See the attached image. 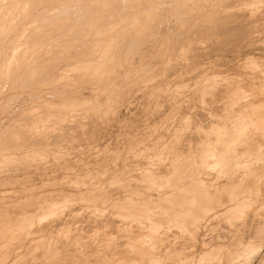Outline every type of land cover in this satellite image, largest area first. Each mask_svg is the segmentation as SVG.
<instances>
[{
	"label": "rangeland",
	"instance_id": "rangeland-1",
	"mask_svg": "<svg viewBox=\"0 0 264 264\" xmlns=\"http://www.w3.org/2000/svg\"><path fill=\"white\" fill-rule=\"evenodd\" d=\"M5 1L7 0H4L2 2L0 0L2 4ZM14 1L18 2V4ZM14 1L8 0L6 2L7 5H5V3L3 4L4 7H8V4L10 5L9 7H11V5L13 4L10 10L9 7H5L6 10H3L2 8L4 7H1L2 4H0V13L5 11L6 16L8 15L11 17L13 15V17L11 18L8 16L6 18V16L4 17V13L0 14V20H2V22L0 21V33H2L0 34V44L2 42H7V38L11 37L9 38L10 41L8 40L7 44L3 45L4 47H9L7 45H10L11 48L17 46V50H15V52L16 54H18L16 55L18 57L16 58L15 56V59L12 61V66L11 64L8 66L9 70L7 69V67H5L3 68L4 71L2 69V71L0 72V74L2 72L5 73V76H3V73L1 74L2 76L0 75V84L6 85V88H4L5 85H3L4 87L0 85V101H6L5 103L0 102V106L3 104L0 107V150H2L0 151V264H264V154L259 153H264V0H168V2L166 0H154V2H156L157 4L162 3L156 6L151 5L152 0H135L138 4H140V8L143 11L141 12L143 14L140 12V9L138 7L139 5L134 1L138 5L137 6L133 2V0H130L131 2H128V0H126L127 4L124 3L125 0H110V2L119 1L116 3L111 2L115 4L116 8H113V4L109 3V1L107 0L111 7L113 9H117L118 12L111 9L108 3H102V1L106 2V0H100V2L99 0H87V2H85V0H71L77 4H75V6H78L77 8L75 6L73 7V4H71L73 2H69V4L65 3L66 1L68 2L70 0H56L57 2H54L52 0H45L46 5H44L43 0H35L36 2L34 0H25L26 3L25 1L21 0L25 4L21 3V1L19 2V0ZM33 1L34 3H32ZM41 1L43 5H39ZM51 1L54 5L52 3L48 5V2ZM92 1L95 3L93 4ZM147 1L148 3L150 2V4H147L146 6L147 12H144ZM165 1L168 4H166ZM27 3H31L32 5L30 6L33 8L37 6L35 8L36 10L30 8L29 4ZM62 3H64V5H62ZM89 3L92 6V9L89 7ZM96 3H100L98 4L99 6H97ZM128 3H132V5L130 4L129 6ZM143 3L145 5H143ZM14 4L16 5V8L14 7ZM82 4L84 5L82 6ZM107 4L109 7L107 6ZM141 4L144 7H141ZM165 4L166 11L164 10ZM23 5L25 9L23 8ZM61 5L63 7L65 6V8H63ZM67 5H69V9L66 7ZM86 5L88 7H85ZM102 5H104V7H102ZM120 5H122V7L125 6L126 9L121 8ZM134 5L136 6V9ZM43 6H45V8L49 10H44ZM49 6L55 7L54 9H52ZM58 6L62 7L64 10L62 8L59 9ZM93 6H95L96 11L94 10ZM106 6L109 8V10L106 8ZM127 6L131 7L132 11ZM151 6L155 7L156 14L153 10L154 7H152V9L150 8ZM19 7L23 8L24 12ZM118 7L121 10H119ZM148 7L151 10L148 11ZM27 8L30 9L28 10ZM38 8H41L42 12ZM73 8L75 10H73ZM86 8H89V12ZM104 8L108 11L107 14L105 13L108 17H105L106 15H104V12L106 11L104 10ZM17 9L21 10H19L21 12H19L20 14L18 13ZM65 9H68L70 12ZM76 9H80L82 12L79 10L78 13V10ZM101 9L103 12L101 11ZM122 9L125 10V15L123 14L124 11L122 12ZM71 10L76 12L73 13V11ZM136 10H138L141 14L139 12V14H136ZM37 11H40L42 15L44 14V17L42 18V15H40L41 13ZM126 11L127 14L130 11L128 15H131L130 17L132 18H129V16L126 14ZM8 12H10V15L8 14ZM36 12L39 13L38 15L41 16V19L38 18L40 16H36V19L34 18V14ZM59 12L61 14H58ZM68 12L70 15L68 14ZM87 12L88 14H91V17H89L90 15L86 16L88 15L86 14ZM95 12L97 13L95 14ZM121 12L123 15L121 14ZM132 12L136 14L135 16H140V18H136L134 14L132 16ZM12 13L16 14L14 15ZM75 13H78L77 15L81 17H77ZM99 13H101L100 15H103L105 19L107 18V20H102L103 16H99L101 17V19L99 18L100 20L98 21V16H94V14L98 15ZM108 13H111V15L113 14L112 16L114 17H112ZM117 13L119 15H117ZM152 13H154L155 15ZM25 14L26 16L30 14L29 16H27L29 18L32 15V19H28L27 17H25ZM66 14L68 17H66ZM46 15H48V17H46ZM115 15L118 17L121 16V19H118L120 23L118 20H116L117 17ZM70 16H72L73 18L75 16V18L73 19ZM122 16L126 20L122 19ZM127 16L129 19L126 18ZM150 16H154L151 17L152 20ZM21 17L27 20L21 19ZM45 17L46 19L50 17L48 20L49 23L53 24V26L57 24L56 29L55 26L52 27V25L47 22L48 20H44ZM88 17L90 19L93 17V20L91 22L92 24L90 22H87L90 20ZM2 18H4L5 20ZM53 18L54 20L56 19V22L53 21ZM112 18H115L116 22L114 19L112 20ZM135 18L139 20L136 21ZM142 18H144L145 20H140ZM39 19L40 21H38ZM60 19L63 21H61ZM72 19L77 23L72 21ZM131 19L136 21L137 25L134 21V23L128 22V20L130 21ZM146 19L148 23L146 22ZM9 20L11 21L8 24ZM17 20L18 22L20 21L19 25L18 22L15 23V21ZM22 20L25 23L21 22ZM34 20H37V23H40L36 25V22L34 24ZM96 20L97 22L94 23ZM121 20L126 21L125 24L127 23L128 25L126 27L127 31L130 30V27L132 30H134V27L135 29H137L136 26H138V28L140 29L139 26H141V24L145 22L147 23V25L146 23L145 25L143 24L145 27L141 26L140 30L137 29L139 30L138 32L135 30V32H133L135 33L133 36V33L131 32L132 30L128 31V33L125 32V24L124 21L122 23ZM27 21L29 22V24ZM31 21H33V23ZM103 21L106 22V25L105 23H103ZM110 21H112L114 26H111L112 23ZM66 22L68 23V25ZM71 22L74 23H72L71 25ZM78 22H82L81 26L79 25L80 23L78 24ZM58 23L61 25V27H63L64 23L63 28L59 27L60 31H57L59 30ZM87 23L88 25L87 27H85ZM117 23H119L123 27H118L119 24ZM75 24L76 26L78 25L77 27L79 29L83 27L82 24L85 25L83 29H80L79 31L77 27L75 28ZM89 24H91V27H89ZM102 24L105 25H103V28L101 26ZM6 25L8 27H6ZM10 25L12 26V28L9 29ZM22 25L25 26L23 27ZM43 25H45V27ZM49 25H51V32L55 30L60 34V32L65 31L63 32L64 36L62 35V33L58 36L55 31V35H53V32L49 33ZM93 25H95V27H100V29L93 27ZM107 25L109 26V28H113L106 29ZM18 26H20V28H18ZM21 26L24 28V30L23 28H21ZM36 26L40 27L37 28ZM66 26L68 32L71 31V34H67ZM68 27L69 29L74 28L72 30L78 31L77 34L76 32L73 31V33L72 30H69ZM88 27L89 29H86ZM92 27L93 29H95V32L91 29ZM25 28H28L30 30L28 31V29L26 30ZM39 29H41L40 32H38ZM144 29L146 32L144 31ZM87 30L88 32H90L88 33ZM105 30L107 31V33L108 30L109 33L111 31H115L114 33L111 32L110 34H105ZM117 30H119V32L123 31L126 34L124 33L125 35H122V32L120 34ZM92 31L94 32V34L91 33ZM116 31L118 33V36L116 34ZM15 32H17L18 35H14L16 34ZM23 32H25L26 35L28 33V36H25ZM144 32L147 34V36H145ZM9 33H11V35ZM37 33L40 35H37ZM43 33L46 35L44 36ZM80 33H86L87 35H80ZM31 34L34 37L36 35V38H38V36L39 38L43 36V42H45V40L47 41V35V37H49L50 40L52 38V40H48L49 42L43 43L40 38L36 41L35 38V40L33 39V36L31 37ZM91 34H93V41L91 40L92 38H90L89 40V36L91 37ZM95 34L97 35L95 36ZM113 34L115 35L112 36ZM127 34L133 37H128ZM65 35H68V37ZM69 35L70 37H72V35L76 36H74L75 38L72 37L71 41ZM78 35L81 37L83 35L86 36L82 37L83 41L79 40L78 42V39L80 38L78 37ZM100 35H103L104 38L108 36L109 39L106 38L107 40H111L109 35L111 36V38L114 37V39L111 40L112 44L111 41L110 43H104L106 44L107 48L103 49L104 44L99 43H103L105 40ZM12 36H15V39H12ZM29 36L31 37V39ZM87 36L88 38L85 39V37ZM97 36V39H103H101V41L97 40ZM123 36H126V38H124ZM25 37L28 38L26 39ZM53 37H55V39ZM57 37H59L60 40L61 38L64 39L61 40L62 42L59 41L58 43L59 39ZM119 37H121V41H119ZM127 37L130 39L127 40ZM133 38H136V41ZM5 39L6 41H4ZM53 39L56 41H54ZM124 39H126L127 41ZM24 40H29L28 42L32 44H29L31 45V47L28 45V42ZM30 40H33V43ZM67 40H70L72 43ZM107 40L105 42H107ZM117 40L119 42H125V44H123L122 46L123 48H119V46H121L122 44H118L119 42L117 43ZM137 40L139 41V44L137 43ZM141 40L144 41H142V44ZM18 41L20 43H18ZM96 41H99L97 42L99 45L96 43ZM41 42L44 44V47H40V45L42 44ZM60 42L62 44H69H64L62 46ZM74 42L75 44L79 43L82 47V50L80 49V45H75ZM80 42L83 44L85 43L86 46L89 43H96L93 44L94 46L92 44H89V46L87 47H90V45H92L95 48L96 45L98 47L101 45V49L103 50V52H108L109 48L111 47L110 50H114L116 54H119L122 57L119 55L115 57L113 51L112 53H110L111 51H109L108 53L113 54L114 57L107 54L106 52L105 55L107 54L110 56L108 60L109 56H104V53L98 54L97 49H99L100 47H97L96 51H92L90 49L92 46L90 48H87L84 47L85 44L82 46ZM126 42L128 43V45L126 44ZM13 43L15 45H13ZM21 43L22 48L21 46H19V44ZM52 43L54 44V46H52ZM129 43L133 46L131 47ZM24 44L25 46H23ZM1 45L0 47L3 46ZM57 45H61V48ZM69 45L70 47H68ZM73 45L75 47H78L74 48ZM124 45H126L127 47ZM55 46L58 47L60 51ZM93 47L92 49H94ZM26 48L28 49L26 50ZM37 48H39L40 50ZM64 48L66 51V54H64L65 56L62 55V53L65 52L62 51L64 50ZM69 48L71 49L69 50ZM21 49H23V51ZM49 49L53 51L56 50L57 54L59 52L61 54H58L56 58L54 57L55 51L53 52ZM66 49H68V54ZM73 49L76 51H74ZM117 49L120 52L115 51ZM24 50L26 51V53ZM71 50H73L74 52ZM80 50L81 54L83 52L84 54H82L83 56L80 54L79 56L81 58L78 59L79 56L76 54L78 56L76 57L75 53H78V51L80 52ZM86 50L90 53L92 52L91 54L93 56L90 55L89 52L86 53ZM20 51L23 54H20ZM45 51L48 54L44 53ZM69 51L73 53H69ZM41 53L42 55L44 53L45 56H48L49 53H51L52 55L50 54V58L49 56H46L48 58L47 59L44 55L43 58ZM27 54H30V56H27ZM69 54H72L73 56ZM20 55L21 58L19 57ZM61 55L64 59L61 57ZM25 56L27 57V59L25 58ZM69 56H71L72 59ZM84 56L88 57V59H86V57ZM53 57L55 60L53 59ZM58 57H60V59L64 61H60ZM67 57L68 60H66ZM89 57H91L90 60H93L91 62L94 65L90 62ZM96 57L102 58H98L99 61H97L98 59L96 60ZM37 59L43 60L39 61L40 65ZM44 59L46 61H49V59H51L49 61L50 64L44 61ZM106 59L109 62L111 60L110 63L114 64V66L109 65L110 63ZM117 59L118 62L119 60L122 61L119 63L122 66L115 61ZM15 60L19 61H17L18 65ZM34 60L35 62H37L36 64L35 62H33ZM69 60L71 61V63H69ZM79 60L84 62V64ZM100 60L102 62L98 67L96 66L93 68V70H89L90 72L87 70V68L95 66L96 62L99 63ZM23 61L25 65L22 63ZM55 61L57 63L60 62V65H55ZM65 61H67L70 65L72 64L71 70H69V65H65ZM85 61L90 63H87V65ZM67 62L66 64H68ZM21 63L22 68H20L21 66L19 67ZM41 63H44V66H41ZM62 63L66 66V68L63 69L64 66L62 65ZM98 63H96V65H98ZM30 64L34 65L35 67H32ZM23 65L26 69L23 67ZM73 65L74 67H72ZM107 65L111 67L112 71H110L111 69H109ZM30 66L31 70L29 68ZM56 66H62L63 74L60 73L61 68L59 67L60 69L57 70L58 67ZM104 66V69L109 71V73L107 72L106 74V71L103 70L102 67ZM52 67L55 70L51 69ZM107 67L109 70L106 69ZM17 68H19L20 70H18ZM33 68H35L34 71ZM27 69H29V71H32V73H30ZM37 69H39V72L45 69V71L43 70V76L46 73L44 76L45 79L44 77H41L42 73H36ZM75 69L77 70L76 73L73 72V70L76 71ZM98 69L100 72L99 74L97 73ZM113 69L115 70V72ZM12 70H15V73L12 72ZM10 71L12 73L9 74ZM16 71L20 72L18 73ZM27 71L29 72L28 74ZM51 71L52 73H54L52 74ZM24 72L26 73V75ZM68 72L70 75L67 74ZM95 72L97 74L93 76ZM20 73L21 78L19 77ZM110 73L111 75H109ZM101 74L103 75V77H105H101ZM46 75L49 77V79H56L57 81L55 83L53 81L52 83V80L49 81ZM54 75H57L59 79L55 78L57 76L54 77ZM59 75H61L60 77H62L63 75L64 76L61 79ZM8 76L10 78L12 77L11 79L20 78L16 80H21V82H17L16 80H11L10 82V78ZM27 76H34V78L32 79L31 77ZM36 76L38 77V79H35ZM95 76L97 78H95ZM34 79L38 80L39 84L37 83V81L35 82ZM39 79H42V81L44 82H39ZM80 79L83 81L82 83H80ZM92 79L94 81L96 79V81L94 82ZM5 80H7L6 82L8 84L5 82ZM27 80H29L28 84L31 85L27 84ZM33 80L35 83L32 82ZM86 80L89 81L90 84ZM67 81H69L70 84ZM84 81H86V83L88 84L84 83ZM91 81L92 83H94L91 84ZM23 82L26 84H24ZM71 82H73L72 84L74 85H72ZM18 83H21L23 86ZM45 83L48 85H46ZM63 83L68 85L65 86ZM41 84H43L44 89ZM75 84L76 87H73L75 86ZM35 86L38 89L35 88ZM46 86H48V88ZM77 86H79V88ZM1 87L3 88V91ZM19 87L22 89L20 90ZM12 88L14 90L10 91V89ZM70 88L74 89L70 90ZM25 93H27V96L25 95ZM4 96L6 98H4ZM71 99H73L74 101ZM15 100L17 101L15 102ZM110 102H112V104ZM64 106L67 109H65ZM66 106H70V108ZM104 107H106V109ZM58 108L61 109L58 110ZM33 109L36 110L34 111ZM38 110H41V112ZM56 110L60 112H56ZM65 110H67V112ZM95 112L98 113L96 114ZM4 113H6V115ZM8 115L10 118L8 117ZM106 117H108L109 119H106ZM9 119H11L12 121ZM92 121H95L97 123ZM13 122L14 124H12ZM42 125L44 126V128ZM52 126L53 129L50 128ZM18 128H21V130H19ZM27 128L29 131L32 129L31 132H29ZM51 131L53 133H51ZM19 141H21L22 144ZM195 145H197V148L195 147ZM151 146L152 148H150ZM248 147L250 148L247 149ZM255 147L258 149H256ZM169 149L170 151H168ZM206 152L208 155L206 154ZM215 153H217L218 156ZM163 154L165 157L163 156ZM25 155H27V157ZM220 161L224 163H221ZM201 162L203 166L201 165ZM158 163L160 166L158 165ZM12 165L15 167H13ZM147 167L151 168L149 169ZM168 170L170 173L166 172ZM168 173L170 174V176ZM180 175L183 177H181ZM98 176L100 177L98 178ZM220 176L223 178H221ZM193 178H195V180ZM22 186H24V188H22ZM76 188L79 190H77ZM171 189H174L175 191ZM184 189L187 191H185ZM147 190H149V192ZM237 190L239 193L236 192ZM155 191L157 194L155 193ZM176 193L177 195H175ZM17 196L20 198H18ZM143 198L145 199V201ZM56 200L59 202H57ZM71 200H74V202H72ZM135 200L137 201L135 202ZM105 201L108 202L106 203ZM148 201L150 202V204H148ZM188 201L189 203L185 204ZM81 202L84 203L80 204ZM139 202L140 206L142 207L139 206ZM100 204L103 206H101ZM52 206L54 207L52 208ZM37 207L40 209H38ZM8 209H10L11 211ZM32 209L35 210L33 211ZM38 214L40 217L38 216ZM31 218L32 220L28 221ZM37 227H39L40 230ZM34 234L36 235V237ZM2 245L4 246V248Z\"/></svg>",
	"mask_w": 264,
	"mask_h": 264
},
{
	"label": "bare ground",
	"instance_id": "bare-ground-1",
	"mask_svg": "<svg viewBox=\"0 0 264 264\" xmlns=\"http://www.w3.org/2000/svg\"><path fill=\"white\" fill-rule=\"evenodd\" d=\"M2 1H4V0H1V2H2ZM7 1H8V0H7ZM7 1L4 2L5 5H7V4H6ZM13 1H14V0H13ZM20 1H21V0H19V2H20ZM23 1H25V0H23ZM34 1H35V0H34ZM34 1H33L32 3H34ZM36 1H37V0H36ZM36 1H35V2H36ZM43 1H44V5H46L45 3H46L47 0H46V1L43 0ZM48 1H50V0H48ZM52 1L57 2L56 0H52ZM52 1H51V2H48L49 4H48V3H47V4H48V5H50V3L53 4ZM60 1H61V0H60ZM60 1H59V2H60ZM65 1H66V0H65ZM65 1H63V2H65ZM73 1H74V0H73ZM73 1L70 0V1H68V2L66 1L65 3H66V4H67V3L69 4V2L71 3V2H73ZM76 1H77V0H76ZM81 1H83V0H81ZM93 1H94V0H93ZM93 1H92V2H93ZM95 1H96V0H95ZM104 1H105V0H104ZM108 1H109V3L113 2V1L110 2V0H108ZM121 1H122V0H121ZM125 1H126V0H125ZM125 1H124V3L127 4V1H126V2H125ZM129 1H130V0H128V2H129ZM131 1H132V0H131ZM131 1H130V2H131ZM134 1H135V0H133V2H134ZM139 1H141V0H139ZM139 1H138V2H139ZM143 1H144V0H143ZM156 1H159V0H156ZM166 1L168 2V0H166ZM166 1H165V2H166ZM1 2H0V4H2ZM11 2H12V1H11ZM14 2L18 4V2H16V1H14ZM85 2H87V0H85ZM99 2H100V0H99ZM116 2H119V1H116ZM116 2L114 1L113 3H116ZM135 2L137 3V1H135ZM135 2H134V3H135ZM160 2H161V1H160ZM167 2H166V4H168ZM4 3H3V4H4ZM12 3H13V2H12ZM12 3H11V4H12ZM21 3H24V2L21 1ZM25 3H26V1H25ZM25 3H24V4H25ZM37 3H39V2H37ZM94 3H95V2H93V4H94ZM102 3H105V4H106V3H108V2H107V0H106V2H103V1H102ZM109 3H108V4H109ZM113 3H111V4H113ZM120 3H123V2H120ZM136 3H135V4H136ZM152 3H156V2H154V0H152L151 5L156 6V5H158V4H162V3H158V4H157V3H156V4H152ZM3 4H2L1 7H4ZM27 4H29V6L32 5L31 3H27ZM40 4L43 5L42 1L39 3V5H40ZM56 4H57V3H56ZM56 4H55V5H56ZM66 4H65V5H66ZM71 4H73V7H74L76 3L73 2V3H71ZM84 4H87V3H84ZM84 4H82V6H83ZM98 4H100V3H96L97 6H99ZM105 4H104V5H105ZM108 4H107V6H108ZM126 4H125V6H126ZM130 4L132 5V3H130ZM130 4L128 3L129 6H130ZM137 4H138V3H137ZM137 4H136V5H137ZM147 4H150V2L148 3V1H147V2H146V5L143 3V5H145V10H146V11H145V10L143 9L144 12H147V9H146ZM163 4H164V3H163ZM166 4L164 5V8H165ZM12 5H13V4H12ZM12 5H11V7H12ZM20 5H21V4H20ZM53 5H54V4H53ZM57 5H58V4H57ZM62 5H64V3H62ZM62 5H61V6H62ZM76 5H77V4H76ZM80 5H81V4H80ZM104 5H102V7H104ZM117 5H118V4H117ZM138 5H139V6H138ZM138 5H137V6L139 7L140 12H141L142 10H141V8H140V4H138ZM141 5H142V4H141ZM143 5H142L141 7H144ZM9 6H10V5L8 4V7H9ZM15 6H16V5L14 4V7H15ZM21 6H22V5H21ZM29 6H28V7H29ZM68 6H69V5H67L66 7L68 8ZM100 6H101V5H100ZM107 6H106V8L109 10L108 7H109V6L111 7V5L109 4V6H108V7H107ZM120 6H121V8L126 9L125 6H124V7H122V5H120ZM129 6H127V7L130 8V10H131V7H129ZM154 6H151L150 8H152V7H154ZM1 7H0V8H1ZM5 7H6V6H5ZM5 7L2 8V9L4 10ZM8 7H6V8H8ZM11 7H9V10H10ZM17 7H18V6H17ZM36 7H37V6H36ZM36 7H35V8H36ZM38 7H39V6H38ZM40 7H42V6H40ZM43 7H44V10L47 9V8H45V6H43ZM49 7L52 8V9H54L55 6H54V7H53V6H52V7L49 6ZM56 7H57V6H56ZM58 7H59V6H58ZM62 7H63V6H62ZM62 7H59V9H61ZM75 7L77 8L78 6H75ZM79 7H81V6H79ZM85 7H88V6L86 5ZM89 7H90V8L92 7V6L90 5V3H89ZM93 7H94V10H95V6H93ZM112 7H113V8H116L115 4H113ZM112 7H111V9H113ZM132 7H133V6H132ZM134 7H135V9H136V6H135V5H134ZM134 7H133V8H134ZM15 8H16V7H15ZM19 8H21V7H19ZM23 8H24V5H23ZM23 8H21L22 11H23ZM30 8H33V7L30 6ZM30 8H29V9H30ZM35 8H33V9L36 10ZM63 8H65V6H64ZM63 8H62V9H63ZM70 8H71V7H70ZM97 8H98V7H97ZM128 8H127V9H128ZM164 8H163V9H164ZM24 9H25V8H24ZM27 9H28V8H27ZM27 9H26V10H27ZM29 9H28V10H29ZM33 9H32V11H33ZM38 9L42 12L41 8H38ZM38 9H37V10H38ZM57 9H58V8H57ZM59 9H58V10H59ZM68 9H69V8H68ZM68 9H65V10H68ZM71 9H72V8H71ZM86 9H87V8H86ZM88 9H89V8H88ZM88 9H87V11L89 12ZM91 9H92V8H91ZM111 9H110V12H111ZM118 9H119V7H118ZM123 9H122V12L124 11L123 14L125 15V10H123ZM137 9H138V8H137ZM152 9H153V8H152ZM157 9H158V6H157ZM167 9H168V7H167ZM5 10H6V9H5ZM12 10H14V9H12ZM19 10H20V9H17L18 13L21 11V10H20V11H19ZM28 10H27V11H28ZM47 10H49V9H47ZM63 10H64V9H63ZM73 10H75V9L73 8ZM73 10H71V11H73ZM76 10H78L77 12L79 13V10H80V9H76ZM97 10H98V9H97ZM99 10H100V9H99ZM104 10H106V9L104 8ZM113 10H114V11H115V10L117 11V9H113ZM119 10H121V9H119ZM128 10H129V9H128ZM133 10H134V9H133ZM149 10H151V9H149V7H148V11H149ZM153 10H154V13H155V11H156L155 7H154ZM164 10L166 11V8H165ZM15 11H16V10H15ZM40 11H37V12L41 13ZM51 11H53V10H51ZM59 11H60V10H59ZM68 11H69V10H68ZM80 11H81V10H80ZM95 11H96V10H95ZM101 11H102V9H101ZM131 11H132V10H131ZM136 11H137V12H136ZM136 11H135V12H136V14H137L139 11H138V10H136ZM165 11H164V12H165ZM6 12H7V11H6ZM23 12H24V11H23ZM25 12H26V11H25ZM37 12L35 13V14H37V15L34 14V16H35L34 18H35V19H36V16H40V15H42V13H41L40 15H38L39 13H37ZM45 12H46V11H45ZM69 12H70V11H69ZM69 12H68V14H69ZM74 12H76V11H73V13H74ZM81 12H82V11H81ZM81 12H80V13H81ZM88 12H87L86 14H88ZM91 12H92V11H91ZM98 12H99V11H98ZM102 12H103V11H102ZM107 12H108V11L106 10V11L104 12V15H106ZM117 12H118V11H117ZM122 12H121V14H122ZM129 12H130V11H129ZM129 12H128V14H129ZM140 12H139V13H140ZM142 12H143V11H142ZM142 12H141V13H142ZM152 12H153V11H152ZM162 12H163V11H162ZM2 13H4V17H5V16H6L5 11H4V12H1L0 14H2ZM9 13H10V12H8V14H9ZM20 13H21V12H20ZM20 13H19V14H20ZM26 13H27V12H26ZM47 13H49V12H47ZM50 13H51V12H50ZM78 13H75V14L77 15ZM96 13H97V12H95V14H96ZM105 13H106V14H105ZM113 13H114V12H113ZM119 13H120V12H119ZM139 13H138V14H139ZM141 13H140V14H141ZM148 13H149V12H148ZM154 13H152V14H154ZM12 14H14V13H12ZM15 14H16V13H15ZM15 14H14V15H15ZM23 14H24V13H23ZM45 14H46V13H45ZM58 14H61V13L59 12ZM64 14H65V13H64ZM95 14H94V16H98V21L101 19V17H99V16H103V15H100L101 13H99L98 15H95ZM108 14L111 15V13H108ZM115 14H116V12H115ZM123 14H122V15H123ZM126 14H127V11H126ZM128 14H127V15H128ZM130 14H131V13H130ZM133 14H134V16L136 15L135 13L132 12V16H133ZM142 14H143V13H142ZM155 14H156V13H155ZM155 14H154V15H155ZM9 15H10V14H9ZM29 15H30V14H28L27 16H29ZM43 15H44V14H43ZM43 15H42V18L44 17ZM49 15H50V14H49ZM54 15H55V13H54ZM69 15H70V14H69ZM71 15H72V13H71ZM84 15H85V13H84ZM89 15H90V16H89ZM110 15H109V16H110ZM112 15H113V14H112ZM112 15H111V16H112ZM117 15H119V14L117 13ZM7 16H8V15H7ZM7 16H6V18H7ZM16 16H17V15H16ZM18 16H19V15H18ZM21 16H22V15H21ZM23 16H24V15H23ZM27 16H26V14H25V17H27ZM86 16L91 17V14L89 13V14L86 15ZM86 16H85V17H86ZM115 16H116V15H115ZM128 16H129V15H128ZM128 16L126 17L127 19L132 18V17H130L131 15L129 16V18H128ZM143 16H144V15H143ZM165 16H166V15H165ZM1 17H2V16H1ZM8 17H10V16H8ZM11 17H13V15H12ZM11 17H10V18H11ZM31 17H33V16L31 15ZM31 17H30V18L27 17V18H28V19H32ZM46 17H48V15H46ZM46 17L44 18V20L46 19ZM50 17H51V16H50ZM50 17H49V18H50ZM61 17H62V16H61ZM66 17H68L67 14H66ZM70 17H72V16H70ZM77 17H81V16H78V15H77ZM89 17H88V18H89ZM105 17H108V16L106 15ZM112 17H114V16H112ZM116 17H117L116 20H118V19L120 20V19H121V16H119L120 18H119L118 16H116ZM116 17H115V18H116ZM135 17H136V18H138V17L140 18V16H138V17L135 16ZM151 17H154V16H150V18H151ZM38 18L41 19V16L38 17ZM38 18H37V19H38ZM49 18H47L46 20H48ZM51 18H52V17H51ZM54 18H55V17H54ZM54 18H53V21L56 22V19L54 20ZM58 18H60V17H58ZM72 18H73V17H72ZM74 18H75V16H74ZM74 18H73V19H74ZM88 18H87V20H88ZM92 18H93V17H92ZM92 18H91V19L89 18L91 21L89 20V21H87V22H90V23H91L92 20H93ZM99 18H100V19H99ZM115 18H112V20H113V19L115 20ZM136 18H135V19H136ZM2 19H4V18H2ZM12 19H13V18H12ZM21 19H25V18H22V17H21ZM21 19H20V20H21ZM40 19H39L38 21H40ZM63 19H64V18H63ZM65 19H67V18H65ZM73 19H72V21H74ZM96 19H97V18H96ZM104 19H105V18H104V16H103L102 20H104ZM122 19H125V18H123V16H122ZM153 19H154V18H153ZM4 20H5V19H4ZM7 20H8V19H7ZM15 20H16V18H15ZM25 20H27V19H25ZM46 20H45V21H46ZM58 20H59V19H58ZM60 20H61V19H60ZM106 20H107V18L105 19V21H106ZM116 20H115V22H116ZM119 20H118V21H119ZM125 20H126V19H125ZM125 20H121L122 23H123V21H124V24H125V22H126ZM131 20H132V19H131ZM131 20H130V21L128 20V22H133V21H134V20H132V21H131ZM137 20H139V19H136V21H137ZM140 20H145V19L142 18V19H140ZM151 20H152V18H151ZM0 21L2 22V20H0ZM10 21H11V20L8 21V24H9ZM12 21H13V20H12ZM41 21H42V20H41ZM53 21H52V23H53ZM61 21H63V20H61ZM64 21H65V20H64ZM68 21H69V19H68ZM70 21H71V20H70ZM105 21H103V23H105V25H106V22H105ZM136 21H134V22H136ZM148 21H149V20H148ZM153 21H154V20H153ZM5 22H6V21H5ZM13 22H14V21H13ZM13 22H12V23H13ZM16 22H18V20L15 21V23H16ZM21 22H24V21L22 20ZM27 22H28V21H27ZM27 22H26V23H27ZM31 22L33 23V21H31ZM31 22H30V23H31ZM35 22H36V25H37L38 23H40V22L37 23V20H34V24H35ZM43 22H44V21H43ZM47 22L49 23V20H48ZM57 22H58V21H57ZM74 22H75V21H74ZM74 22H71V25H72V23H74ZM83 22H84V21H83ZM96 22H97V20H96L94 23H96ZM101 22H102V21H101ZM101 22H100V24H101ZM107 22H109V21H107ZM110 22L112 23V21H110ZM134 22H133V23H134ZM138 22H140V21H138ZM141 22H142V21H141ZM146 22H147V19H146ZM146 22H145V23H146ZM3 23H4V22H3ZM12 23H11V25H12ZM19 23H20V21L18 22V25H19ZM24 23H25V22H24ZM60 23H61V22H60ZM66 23H67V22H66ZM75 23H77V22H75ZM79 23H80V24H79ZM81 23H82V22H78V24H79L80 26H81ZM85 23H86V21H85ZM98 23H99V22H98ZM119 23H120V21H119ZM119 23H117V24H119ZM122 23H121V24H122ZM145 23H143V24L145 25ZM147 23H148V22H147ZM147 23H146V25H147ZM149 23H150V22H149ZM153 23H154V22H153ZM153 23H152V24H153ZM1 24H2V23H1ZM6 24H7V23H6ZM8 24H7V25H8ZM21 24H23V23H21ZM28 24H29V22H28ZM34 24H31V25H34ZM49 24H51V23H49ZM55 24H56V23H55ZM91 24H92V23H91ZM91 24H89V27H91ZM100 24H99V25H100ZM114 24H115V23H114ZM128 24H129V23H128ZM135 24L137 25V22H136ZM140 24H141V23H140ZM143 24H141V26H144ZM152 24H149V25H152ZM4 25H5V24H4ZM7 25H6V27H8ZM11 25H10L9 29L12 28ZM14 25H15V24H14ZM14 25H13V26H14ZM16 25H17V24H16ZM25 25H27V24H25ZM25 25H24V26H25ZM31 25H30V26H31ZM41 25H42V24H41ZM45 25H46V24H45ZM45 25H43V26L45 27ZM51 25H52V27L55 26V29H56V25H57V24L54 25V26H53V24H51ZM51 25H49V29H50V31H48V29H47V31H48L49 33L51 32V28H50ZM65 25H66V24H65ZM67 25H68V23H67ZM71 25H70V27H71ZM84 25H85V24H84ZM84 25L82 24L83 27H84ZM87 25H88V23L86 24L85 27H87ZM103 25H104V24L101 25L102 28H103ZM105 25H104V26H105ZM109 25H110V24H109ZM112 25H113V23L111 24V26H112ZM22 26H23V25H22ZM22 26H21V28L24 27V26H23V27H22ZM77 26H78V25H77ZM77 26H76V24H75V28H76ZM80 26H79V27H80ZM96 26H97V25H96ZM111 26H110V27H111ZM113 26H114V25H113ZM116 26H117V25H116ZM119 26H122V25L119 24L118 27H119ZM124 26H125L124 30H126V27L128 26L127 23H126ZM130 26H131V24H130ZM141 26H139L140 29H141ZM2 27H3V26H2ZM27 27H28V26H27ZM36 27H37V26H36ZM36 27H35V28H36ZM38 27H40V26H38ZM38 27H37V28H38ZM59 27H60V28H63V27H64V23H63V27H61V25L58 23V29H59V30H57V31H60V28H59ZM73 27H74V24H73ZM83 27H81L80 29H83ZM89 27L86 28V29H89ZM93 27H95V25H93ZM93 27H92L91 29L94 31L95 29H93ZM118 27H117V28H118ZM122 27H123V26H122ZM122 27H121V28H122ZM136 27H137V29H139L138 26H136ZM144 27H145V26H144ZM146 27H150V26H146ZM151 27H152V26H151ZM154 27H155V25H154ZM0 28H1V27H0ZM3 28H4V27H3ZM15 28H16V27H15ZM18 28H20V26H18ZM28 28H29V27H28ZM28 28H27V29H28ZM33 28H34V27H33ZM77 28H78V27H77ZM95 28H97V29L99 28V29H100V27H98V26L95 27ZM105 28H106V27H105ZM108 28H109V26L107 25V28H106V29H108ZM111 28H113V27H111ZM111 28H109V29H111ZM117 28H115V29H117ZM128 28H129V27H128ZM128 28H127V29H128ZM132 28H133V27H132ZM9 29H7V30H9ZM25 29H26V28H25ZM27 29H26V30H27ZM45 29H46V28H45ZM45 29H44V30H45ZM68 29H69V27H68ZM72 29H74V28H72ZM72 29H69V30H72ZM78 29H79V28H78ZM78 29H77V30H78ZM80 29H79V31H80ZM119 29H120V28H119ZM129 29H130V30H128V31H131V30H132L131 27H130ZM133 29H134V30L131 31L132 33L135 32V30H136L137 32L140 30V29H139V30L135 29V27H134ZM146 29H147V28H146ZM23 30H24V28H23ZM29 30H30V29H28V31H29ZM31 30H32V29H31ZM34 30H35V29H34ZM40 30H41V29H39L38 32H40ZM42 30H43V27H42ZM66 30H67V26H66ZM75 30H76V29H75ZM103 30H104V29H103ZM151 30H152V29H151ZM5 31H6V29H5ZM10 31H11V30H10ZM10 31H9V32H10ZM13 31H14V30H13ZM16 31H17V30H16ZM21 31H22V29H21ZM54 31H55V30H54ZM54 31H52V32H53V35H55V34H54ZM73 31H74V30H72V32H73ZM81 31H82V30H81ZM93 31H92L91 33L94 34L95 31H94V32H93ZM100 31H101V30H100ZM100 31H99V32H100ZM110 31H111V30H110ZM114 31H115V30H114ZM114 31H111V32L114 33ZM117 31H118V33H120V34H121V32H122V35H125V34H126L125 32L128 33L127 30H126L125 32H123V31H121V30H120L121 32H119V30H117ZM117 31H116V34H117V36H118ZM144 31H145V29H144ZM18 32H19V31H18ZM33 32H34V31H33ZM36 32H37V31H36ZM52 32H51V33H52ZM63 32H65V31L60 32V34L62 33V35L64 36V33H63ZM74 32H76V34H77L78 31H74ZM74 32H73V33H74ZM82 32H83V31H82ZM87 32H88V30H87ZM89 32H90V31H89ZM89 32H88V33H89ZM96 32H97V30H96ZM101 32H102V31H101ZM105 32H106L105 34H110V33H111V32L109 33V30H108V33H107L106 30H105ZM137 32H136V33H137ZM145 32H146V31H145ZM145 32H144V34H145V36H147V34H146ZM147 32H149V31H147ZM6 33H7V32H6ZM15 33H16V34H14V35H18L17 32H15ZM23 33L25 34V32H23ZM29 33H30V32H29ZM44 33H45V31H44ZM44 33H43V35L45 36V35L47 34V32H46V34H44ZM55 33H57L58 36L60 35V34H59L58 32H56V31H55ZM68 33L71 34V31L68 32V30H67V34H68ZM102 33H103V32H102ZM102 33H101V34H102ZM124 33H125V34H124ZM142 33H143V32H142ZM0 34H2V33H0ZM3 34H4V32H3ZM7 34H8V33H7ZM7 34H6V36H7ZM9 34L11 35V33H9ZM24 34H23V38H24ZM32 34H33V33H32ZM32 34H31V37L33 36ZM78 34H79V33H78ZM82 34H86V33H82ZM82 34L80 33V35H82ZM93 34H91V37L89 36V40H90V38H92L91 40L93 41V37H92ZM120 34H119V35H120ZM129 34H130V33H129ZM134 34H135V33H133V36H134ZM12 35H13V34H12ZM37 35H40V34L37 33ZM51 35H52V34H51ZM86 35H87V34H86ZM86 35H83L82 37H84V36H86ZM96 35H97V34H95V36H96ZM98 35H99V34H98ZM114 35H115V34H113L112 36H114ZM122 35H121V37H122ZM127 35H128V34H127ZM25 36H28V33H27V35L25 34ZM41 36H42V35H41ZM47 36H48V35H47ZM47 36H46V38H48V39H47V41H46V40H45L46 38H45V39H44L45 42H49L48 40H50L49 37H47ZM65 36L68 37V35H65ZM74 36H76V35H74ZM74 36L72 35L73 38H75ZM100 36H102V37L104 38L103 35H100ZM100 36H99V38H100ZM129 36H130V35H128V37H129ZM133 36H132V37H133ZM143 36H144V35H143ZM143 36H142V37H143ZM2 37H3V36H2ZM17 37H18V36H17ZM17 37H16V39H17ZM19 37H20V36H19ZM21 37H22V35H21ZM29 37H30V36H29ZM31 37H30V39H31ZM61 37H62V36H61ZM72 37H70V35H69L70 40H71ZM78 37L82 38V37L79 36V35H78ZM109 37H110L111 40L114 39V37L111 38L110 35H109ZM121 37H119V39H120V40L118 39L119 41H121ZM123 37L126 38V36H123ZM128 37H127V40L130 39V38H128ZM130 37H131V36H130ZM132 37H131V38H132ZM0 38H1V36H0ZM3 38H4V37H3ZM3 38H2V39H3ZM5 38H7V37H5ZM9 38H11V37H9ZM9 38H7V42H8V40H9ZM25 38L27 39L28 37H25ZM34 38L36 39V41H37V39H40V38H41L40 40H42V39H43V36L40 37V38H39V36H38V38H36V35H35V37L33 36V39H34ZM50 38H51V37H50ZM53 38L55 39V37H53ZM57 38L59 39V40H58V43H59V41H61L62 39H64V38H61V40H60L59 37H57ZM69 38H68V39H69ZM80 38L78 39V42H79V40H82V41H83V38H82V39H80ZM87 38H88V36L85 37V39H87ZM97 38H98V36L96 37V39H97ZM103 38H100V39H97V40H100V41H101V39H103ZM106 38H108V36L104 38L105 41L107 40ZM137 38H138V37H137ZM145 38H146V37H145ZM145 38H144V39H145ZM12 39H15V36H12ZM35 39H34V40H35ZM54 39H53V40H54ZM108 39H109V38H108ZM133 39H134V38H133ZM22 40H23V39H22ZM51 40H52V38H51ZM51 40H50V41H51ZM70 40H67V41H70ZM73 40H74V39H73ZM104 40H103V41H104ZM111 40H107V42L104 41L103 43L100 42L99 44H104V43H108V42L110 43ZM118 40H117V43L119 42ZM122 40H123V38H122ZM124 40H126V39H124ZM127 40H126V41H127ZM134 40L136 41V38H135ZM4 41H6V39H5ZM9 41H10V40H9ZM24 41H26V40H24ZM28 41H29V40H28ZM28 41H26V42H28ZM30 41H32V43H33V40H30ZM36 41H35V42H36ZM38 41H39V40H38ZM54 41H56V40H54ZM54 41H53V43H54ZM71 41H72V40H71ZM71 41H70V42H71ZM74 41H75V40H74ZM85 41H87V40H85ZM115 41H116V40H115ZM130 41H131V40H130ZM130 41H129V42H130ZM142 41H143V40H141V44H142ZM1 42H2V41H1ZM7 42H5V43L2 42L1 44H2V45H3V44L5 45V44H7ZM12 42H13V40H12ZM14 42H15V41H14ZM20 42H21V39H20ZM20 42L18 41V43H20ZM42 42H43V40H42ZM42 42H41V43H42ZM45 42H43V43H45ZM61 42H62V41H61ZM61 42H60V44H61L62 46H63L64 44H66V43H63V44H62ZM63 42H64V40H63ZM97 42H99V41H96V43H97ZM123 42H124V41L118 43V44H122L121 46H119V48L122 47L123 44H125V42H124V43H123ZM132 42H133V41H132ZM138 42H139V41L137 40V43H138ZM143 42H144V41H143ZM15 43H16V42H15ZM22 43H24V42H22ZM22 43L19 44V46H21ZM36 43H37V42H36ZM41 43H39V44H41ZM43 43H42V44H43ZM53 43H52V44H53ZM55 43H56V42H55ZM71 43H72V42H71ZM71 43H70V44H71ZM80 43H81V42H80ZM96 43L93 42V44H96ZM113 43H114V42H113ZM117 43H116V44H117ZM137 43H136V45H137ZM1 44H0V45H1ZM8 44H10V43H8ZM16 44H17V43H16ZM29 44H31V43L28 42V45H29ZM42 44L40 45V47H42V46L44 47V44H43V45H42ZM48 44H49V43H48ZM50 44H51V43H50ZM68 44H69V43H67L66 45H68ZM74 44H75V42H74ZM81 44H82V46H83L85 43H84V44L81 43ZM87 44H88V42H87ZM89 44H92V43H89ZM89 44H88L87 46H89ZM93 44H92V45H93ZM97 44H98V43H97ZM99 44H98V45H99ZM111 44H112V41H111ZM111 44H110V45H111ZM116 44H115V45H116ZM126 44L128 45L127 42H126ZM129 44H130V43H129ZM133 44H134V43H133ZM138 44H139V43H138ZM143 44H144V43H143ZM153 44H154V43H153ZM2 45H1V46H2ZM4 45H3L2 47H0V72H1L2 69L5 68V67H7V69L9 70L8 66H9V65L12 63V61L15 59V56L18 55V54H16V52H15V50H17V49H16L17 46H16V47H15V46H14V47L12 46L13 48H11L10 45H7V46L10 47V48H9V47H4ZM13 45H15V44L13 43ZM31 45H32V44H31ZM31 45H29V46L31 47ZM37 45H38V44H37ZM61 45H60V46H61ZM75 45H78V46H79L80 44H79V43H76ZM92 45H90V47H91ZM115 45H114V46H115ZM130 45H131V44H130ZM23 46H25V44H24ZM46 46H47V45H46ZM52 46H54V44H53ZM57 46H59V45H57ZM60 46H59V47H60ZM73 46H74V45H73ZM78 46H76V47H78ZM87 46H86V44L84 45V47H87ZM93 46H94V45H93ZM93 46H92V47H93ZM107 46H108V45H107ZM124 46H126V45H124ZM132 46H133V45H131V47H132ZM144 46H145V45H144ZM152 46H154V45H152ZM27 47H28V46H27ZM36 47H37V46H36ZM50 47H51V46H50ZM55 47H56V46H55ZM64 47H65V46H64ZM68 47H70V45H69ZM76 47L74 46V48H76ZM90 47H87V48H90ZM92 47H91L90 49H91L92 51H93V50L96 51V48H97L98 46L96 45L95 48L93 47L94 49H92ZM99 47H100V48H99ZM99 47H98V48L101 49L102 46L100 45ZM126 47H127V46H126ZM136 47H137V46H136ZM139 47H140V45H139ZM8 48H9V49H8ZM21 48H22V46H21ZM56 48L58 49V47H56ZM60 48H61V47H60ZM66 48H67V47H66ZM71 48H72V47H71ZM71 48H69V50H70ZM104 48H107V47H106V44H104L103 49H104ZM113 48H114V47H113ZM113 48H112V49H113ZM115 48H116V47H115ZM122 48H123V47H122ZM179 48H180V47H179ZM19 49H20V48H19ZM19 49H18V50H19ZM23 49H25V48H23ZM23 49H21V50L23 51ZM27 49H28V48H26V50H27ZM37 49H39V48H37ZM42 49H44V48H42ZM52 49H54V48H52ZM62 49H63V48H62ZM80 49L82 50L81 45H80ZM83 49H85V48H83ZM90 49H89V50H90ZM99 49H97V50H98V51H97L98 54H100V53L103 54V53H104L103 55H104V56H107V57H108L109 55H112V56H113V54H109V53H108L109 51H111L110 53H112V51H113L115 57H116L117 55H119V54H116V53L114 52V50H110L111 47L109 48V51H108V52L106 51L107 54H109V55H107V54L105 55L106 52H105V51L103 52L102 49H101V50H99ZM126 49H127V48H126ZM145 49H146V48H145ZM149 49H150V48H149ZM149 49H148V50H149ZM31 50H32V49H31ZM34 50H35V48H34ZM34 50H33V51H34ZM39 50H40V49H39ZM49 50H51V49H49ZM58 50L60 51V49H58ZM66 50H67V54H68V49H66ZM73 50H74V49H73ZM73 50H71V51H73ZM77 50H78V49H77ZM81 50H80V52L78 51L79 54H78L77 52L75 53V56H76V57H78V56L81 54ZM91 50H90V51H91ZM107 50H108V49H107ZM122 50H124V49H122ZM130 50H131V49H130ZM141 50H142V48H141ZM24 51H25V50H24ZM46 51H47V50H46ZM46 51H45L44 53H46ZM51 51H53V50H51ZM54 51H55L54 54H55L56 56H55L54 54H53V55H54V57L57 58L58 54H61V53L59 52V53L57 54V53H56L57 51H56V50H54ZM54 51H53V52H54ZM62 51L64 52V51H65V48H64V50H62ZM62 51H61V52H62ZM74 51H76V50H74ZM74 51H73V52H74ZM83 51H84V50H83ZM83 51H82V52H83ZM100 51H101V52H100ZM115 51L118 52L119 50L117 49V50H115ZM132 51H133V50H132ZM146 51H147V50H146ZM20 52H21V51H20ZM20 52H19V53H20ZM30 52H31V51H30ZM37 52H38V51H37ZM39 52H40V51H39ZM73 52H70V51H69V53H73ZM87 52H89V51L86 50V53H87ZM119 52H120V51H119ZM25 53H26V51H25ZM27 53H28V52H27ZM44 53H43V55H44ZM89 53H90V52H89ZM91 53H92V52H91ZM91 53H90V55H92ZM135 53H136V52H135ZM138 53H139V52H138ZM20 54H23V53L21 52ZM37 54H38V53H37ZM46 54H48V53H46ZM50 54H51V53H49V55H48L49 58H50ZM64 54H66V51H65L64 53H62V55H64ZM76 54H77L78 56H77ZM82 54H84V52H83ZM82 54H81V55H82ZM102 54H101V55H102ZM115 54H116V55H115ZM124 54H125V53H124ZM126 54H127V53H126ZM133 54H134V53H133ZM25 55H26V54H25ZM28 55L30 56V54H27V56H28ZM35 55H36V54H35ZM39 55H40V54H39ZM41 55H42V53H41ZM43 55H42V57L44 58L45 55H44V56H43ZM51 55H52V54H51ZM62 55H61V57L63 58ZM69 55H72V54H69ZM88 55H89V54H88ZM96 55H97V54H96ZM96 55H95V56H96ZM101 55H100V56H101ZM103 55H102V56H103ZM122 55H123V54H122ZM182 55H183V54H182ZM184 55H185V54H184ZM23 56H24V55H23ZM32 56H33V55H32ZM46 56H47V55H46ZM46 56H45V57H46ZM48 56H47V57H48ZM64 56H65V55H64ZM66 56H68V55H66ZM72 56H73V55H72ZM82 56H83V55H82ZM92 56H93V55H92ZM98 56H99V55H98ZM114 56H113V57H114ZM119 56H121V55H119ZM133 56H134V55H133ZM135 56H136V55H135ZM17 57H18V56H16V58H17ZM19 57L21 58V55H20ZM35 57H36V56H35ZM37 57H38V56H37ZM47 57H46V58H47ZM51 57H52V56H51ZM54 57H53V59H54ZM69 57L71 58V56H69ZM76 57H75V58H76ZM84 57H86V56H84ZM84 57H83V58H84ZM107 57H105V58H107ZM113 57H112V58H113ZM121 57H122V56H121ZM126 57H127V56H126ZM129 57H130V55H129ZM180 57H181V56H180ZM25 58L27 59L26 56H25ZM39 58H40V57H39ZM43 58H41V59H43ZM58 58L60 59V57H58ZM65 58H66V57H65ZM70 58H69V59H70ZM79 58H81V57L79 56L78 59H79ZM90 58H91V57H89V60H90ZM98 58L101 59L102 57H101V58H100V57H96V60H97ZM103 58H104V57H103ZM109 58H110V56L108 57V60H109ZM124 58H125V57H124ZM32 59H34V58H32ZM35 59H36V58H35ZM41 59H40V60H41ZM47 59H48V58H47ZM63 59H64V58H63ZM71 59H72V58H71ZM71 59H70V60H71ZM76 59H77V58H76ZM86 59H88V57H86ZM93 59H95V58H93ZM99 59H98L97 61H99ZM115 59H116V58H115ZM137 59H138V58H137ZM21 60H22V59H21ZM30 60H31V59H30ZM37 60H38V63H39V65H40V62H39L40 60H39V59H37ZM37 60H36V61H37ZM50 60H51V59H49V61H50ZM54 60H55V59H54ZM66 60H68V57H67ZM70 60H69V61H70ZM81 60H82V59H81ZM81 60H79V61H81ZM103 60H104V59H103ZM106 60H107V59H106ZM108 60H107V61H108ZM113 60H114V59H113ZM15 61H16V60H15ZM15 61H14V62H15ZM17 61H18V60H17ZM17 61H16V63H17ZM19 61H20V59H19ZM19 61H18V62H19ZM41 61H43V60H41ZM44 61H46V60L44 59ZM49 61H46V62H48V64H50ZM57 61H58V60H57ZM60 61H62V59H60ZM63 61H64V60H63ZM63 61H62V62H63ZM72 61H73V60H72ZM91 61H93V60H90V62H91ZM104 61H105V60H104ZM104 61H103V62H104ZM115 61L118 62V59L115 60ZM26 62H27V60H26ZM28 62H29V61H28ZM30 62H31V61H30ZM33 62H35V60H34ZM66 62H67V61H65V65H67V66L69 65V66H68V67H70L69 70H71V65H72V64H71V65L69 64V63H71V61H70L69 63L67 62L68 64H66ZM81 62H82V61H81ZM90 62H89V63H90ZM101 62H102L101 60H100L99 63L96 62V63H98V65H96V63H95V66H93V67L91 66L92 68L88 66L89 68H87V70H88V71H89V70H90V71L93 70V68L96 67V66L98 67L99 64H100ZM105 62H106V61H105ZM108 62H109V61H108ZM110 62H111V60H110ZM110 62H109V63H110ZM120 62H122V61L119 60L118 64H119ZM133 62H134V61H133ZM22 63L24 64V61H23ZM22 63L19 65V67L21 66L20 68H22ZM36 63H37V62H35V64H36ZM44 63H45V62H44ZM44 63H43V64L41 63V66H44ZM51 63H53V62H51ZM75 63H76V62H75ZM78 63H79V62H78ZM82 63L84 64V62H82ZM85 63L87 64L88 62L85 61ZM89 63H88V64H89ZM91 63H92V62H91ZM109 63H108V64H109ZM13 64H14V63H13ZM33 64H34V63H33ZM46 64H47V63H46ZM48 64H47V65H48ZM57 64L60 65V62L57 63V62L55 61V65H57ZM79 64H80V63H79ZM88 64H87V65H88ZM92 64H93V63H92ZM102 64H104V63H102ZM118 64H116V65H118ZM126 64H127V63H126ZM131 64H132V63H131ZM140 64H143V63H140ZM17 65H18V63H17ZM24 65H25V64H24ZM24 65H23V67H24ZM30 65H31V64H30ZM37 65H38V64H37ZM62 65H63V63H62ZM65 65H63V66H64L63 69L66 68ZM76 65H77V64H76ZM76 65H75V66H76ZM90 65H91V64H90ZM93 65H94V64H93ZM109 65H113V66H114V64H111V63H110ZM119 65H121V64H119ZM11 66H12V64H11ZM11 66H10V68H11ZM15 66H16V64H15ZM31 66H32V67H35L34 65H31ZM31 66L29 67L30 70H31ZM79 66H80V65H79ZM107 66H108V65H107ZM121 66H122V65H121ZM131 66H132V65H131ZM13 67H14V66H13ZM27 67H28V65H27ZM36 67H38V66H36ZM45 67H46V66H45ZM49 67H50V66H49ZM56 67H58L57 70L61 68V71H60V70H59V71H60V73H62V66H56ZM59 67H60V68H59ZM72 67H74V65H73ZM81 67H84V66H81ZM108 67H109V66H108ZM108 67H107L106 69H108ZM24 68H25V67H24ZM100 68H101V67H100ZM102 68H103V70H105V69H104L105 66L102 67ZM113 68H114V67H113ZM124 68H125V67H124ZM134 68H135V67H134ZM12 69H13V68H12ZM15 69H16V67H15ZM17 69L20 70L19 68H17ZM25 69H26V68H25ZM34 69H35V68H33V71H34ZM51 69H54V68L52 67ZM67 69H68V68H67ZM76 69H77V67H76ZM76 69H75V70H76ZM79 69H80V68H79ZM109 69H111V67H109ZM109 69H108V70H109ZM115 69H116V68H115ZM27 70L29 71V69H27ZM38 70H39V69H37L36 73H42V74H41V77H44L45 74H46V73H45L44 76H43V73H44L45 69H43L44 71L40 69L42 72H41V71L39 72ZM47 70H48V69H47ZM54 70H55V69H54ZM113 70H114V69H113ZM117 70H118V69H117ZM117 70H116V71H117ZM139 70H140V69H139ZM144 70H145V69H144ZM3 71H4V69H3ZM5 71H6V70H5ZM22 71H23V70H22ZM28 71H27V74H28L29 72L32 73V71H29V72H28ZM48 71H49V70H48ZM48 71H47V72H48ZM52 71H53V70H52ZM52 71H51V73H52ZM63 71H64V70H63ZM66 71H67V70H66ZM90 71H89V72H90ZM97 71H98L97 73L99 74V73H100V72H99V69H98ZM101 71H102V70H101ZM105 71H106V74H107V72L109 73V71H107V70H105ZM110 71H112V69H111ZM123 71H124V69H123ZM131 71H132V70H131ZM7 72H8V71H7ZM12 72L15 73V70H14V71L12 70ZM12 72L10 71L9 74L12 73ZM16 72H18V71H16ZM19 72H20V71H19ZM19 72H18V73H19ZM69 72H70V71H69ZM69 72H68L67 74H69ZM73 72L76 73L77 70H76V71L73 70ZM80 72H81V71H80ZM83 72H84V71H83ZM114 72H115V70H114ZM147 72H148V70H147ZM2 73H3V72H2ZM2 73H1V74H2ZM18 73H17V74H18ZM24 73H25V72H24ZM36 73H35V75H36ZM48 73H49V72H48ZM53 73H54V72H53ZM53 73H52V74H53ZM55 73H56V71H55ZM65 73H66V72H65ZM71 73H72V72H71ZM92 73H93V72H92ZM92 73H90V74H92ZM97 73L95 72V73L93 74V76H94L95 74H97ZM103 73H105V72H103ZM116 73H117V72H116ZM128 73H129V72H128ZM136 73H137V72H136ZM1 74H0V75H1ZM4 74H5V73H3V76H5ZM7 74H8V73H7ZM57 74H58V71H57ZM62 74H63V73H62ZM123 74H125V73H123ZM138 74H139V73H138ZM143 74H144V73H143ZM12 75H13V74H12ZM20 75H21V73L19 74V77H20ZM25 75H26V73H25ZM50 75H51V74H50ZM65 75H66V74H65ZM69 75H70V74H69ZM69 75H68V76H69ZM82 75H83V74H82ZM84 75H85V73H84ZM88 75H89V73H88ZM109 75H111V73H110ZM116 75H117V74H116ZM140 75H141V74H140ZM1 76H2V75H1ZM1 76H0V77H1ZM17 76H18V75H17ZM17 76H15V77H17ZM46 76H47V75H46ZM48 76H49V74H48ZM48 76H47V77H48ZM55 76H57V75H54V77H55ZM60 76H61V75H59V77H60ZM63 76H64V75H63ZM63 76H62V77H63ZM68 76H67V77H68ZM71 76H72V75H71ZM86 76H87V73H86ZM97 76H98V75H97ZM99 76H100V75H99ZM112 76H114V75H112ZM112 76H111V77H112ZM120 76H121V75H120ZM123 76H124V75H123ZM8 77H9V76H8ZM24 77H25V76H24ZM27 77H31L32 79L34 78V76H27ZM47 77H46V78H47ZM50 77H51V76H50ZM54 77H53V78H54ZM62 77H60V78L62 79ZM76 77H78V76H76ZM81 77H82V76H81ZM81 77H80V78H81ZM101 77H103L102 74H101ZM101 77H100V79H101ZM104 77H105V76H104ZM104 77H103V78H104ZM107 77H108V76H107ZM143 77H144V76H143ZM2 78H3V77H2ZM2 78H1V79H2ZM4 78H5V77H4ZM9 78H10V77H9ZM11 78H12V77H11ZM11 78H10V80H9L10 82H11V80L13 81V80H16V79H20L21 77H20V78H15V79H11ZM36 78L38 79L37 76L35 77V79H36ZM55 78L59 79L58 76L55 77ZM83 78H84V76H83ZM83 78H82V79H83ZM92 78H93V77H92ZM95 78H97V77L95 76ZM109 78H110V77H109ZM124 78H125V77H124ZM128 78H129V77H128ZM144 78H145V77H144ZM193 78H194V77H193ZM6 79H7V76H6ZM26 79H27V78H26ZM32 79H29V80H32ZM35 79H34V80H35ZM44 79H45V77H44ZM44 79H43V80H44ZM48 79H49V77H48ZM69 79H70V78H69ZM72 79H73V77H72ZM76 79H77V78H76ZM76 79H75V80H76ZM85 79H87V78H85ZM93 79H94V78H93ZM93 79H92V80H93ZM132 79H133V77H132ZM137 79H138V78H137ZM29 80L26 81L27 84H28V81H29ZM34 80L32 81L33 83H35L36 81H37V83H38V80H35V82H34ZM39 80H40L39 82L42 81V79H39ZM46 80H47V79H46ZM51 80H52V83H53V81H54V83L57 81L56 79L53 80V79L50 78L49 81H51ZM80 80H81V79H80ZM80 80H79V82H80ZM90 80H91V78H90ZM98 80H99V78H98ZM103 80H104V79H103ZM103 80H102V81H103ZM105 80H106V79H105ZM107 80H108V79H107ZM109 80H110V79H109ZM111 80H112V79H111ZM115 80H116V79H115ZM130 80H131V79H130ZM6 81H7V80H5V82H6ZM16 81H17V80H16ZM16 81H15V82H16ZM23 81H24V79H23ZM60 81H61V80H60ZM64 81H65V80H64ZM64 81H63V82H64ZM69 81H71V80H69ZM69 81H67V82L69 83ZM77 81H78V80H77ZM86 81H87V80H86ZM86 81H84V83H86ZM93 81H94V80H93ZM95 81H96V79H95ZM95 81H94V82H95ZM112 81H113V80H112ZM132 81H134V80H132ZM3 82H4V80H3ZM15 82H12V83H15ZM17 82H21V80H18ZM42 82H44V81H42ZM61 82H62V81H61ZM67 82H66V83H67ZM75 82H76V81H75ZM79 82H78V84H79ZM82 82H83V81L81 80L80 83H82ZM87 82L89 83V81H87ZM94 82H93V83H94ZM100 82H101V81H100ZM109 82H110V81H109ZM1 83H2V82H1ZM6 83H7V82H6ZM23 83H24V82H23ZM29 83H30V82H29ZM47 83H48V81H47ZM72 83H73V82H71V84H72ZM88 83H86V84H88ZM93 83H92V81H91V84H93ZM126 83H127V82H126ZM137 83H138V82H137ZM7 84H8V83H7ZM18 84H21V83H18ZM24 84H26V83H24ZM38 84H39V83H38ZM43 84H44V83H43ZM43 84H41L42 87H43ZM45 84H46V83H45ZM63 84H64V83H63ZM69 84H70V83H69ZM76 84H77V83H76ZM76 84H75V86H73V87H76ZM78 84H77V85H78ZM89 84H90V83H89ZM97 84H99V83H97ZM103 84H104V83H103ZM107 84H108V83H107ZM0 85L3 86V85H5V84H3V85L0 84ZM10 85H11V84H10ZM13 85H15V84H13ZM28 85H31V84H28ZM46 85H48V84H46ZM60 85H62V84H60ZM64 85L67 86L68 84H67V85L64 84ZM72 85H74V84H72ZM72 85H71V86H72ZM84 85H85V84H84ZM94 85H95V84H94ZM127 85H128V84H127ZM150 85H151V84H150ZM18 86H20V85H18ZM21 86H23V85L21 84ZM36 86H37V84H36ZM36 86H35V88H37ZM39 86H40V85H39ZM44 86H45V85H44ZM90 86H91V85H90ZM116 86H117V85H116ZM132 86H133V85H132ZM144 86H145V85H144ZM3 87H4V86H3ZM12 87H13V86H12ZM24 87H25V86H24ZM33 87H34V84H33ZM42 87H39V88H42ZM46 87L48 88V86H46ZM60 87H61V86H60ZM68 87H70V86H68ZM77 87L79 88V86H77ZM125 87H126V86H125ZM134 87H135V86H134ZM1 88H2V87H1ZM4 88H6V85H5ZM9 88H11V87H9ZM19 88H20V87H19ZM25 88H26V87H25ZM27 88H28V87H27ZM31 88H32V87H31ZM64 88H65V87H64ZM64 88H63V89H64ZM78 88H77V89H78ZM98 88H99V87H98ZM147 88H148V87H147ZM15 89H17V88H15ZM21 89H22V88H20V90H21ZM37 89H38V88H37ZM43 89H44V87H43ZM63 89H62V90H63ZM65 89H66V88H65ZM71 89H74V88H70V90H71ZM81 89H82V88H81ZM90 89H91V88H90ZM90 89H88V90H90ZM120 89H121V88H120ZM11 90H14V89L12 88V89H10V91H11ZM26 90H28V89H26ZM33 90H35V89H33ZM55 90H58V89H55ZM66 90H67V89H66ZM68 90H69V89H68ZM75 90H76V89H75ZM95 90H96V89H95ZM138 90H139V89H138ZM2 91H3V88H2ZM40 91H41V90H40ZM52 91H53V90H52ZM93 91H94V89H93ZM4 92H5V90H4ZM28 92H29V91H28ZM35 92H36V91H35ZM57 92H59V91H57ZM114 92H115V91H114ZM120 92H121V91H120ZM123 92H124V91H123ZM150 92H151V91H150ZM0 93H1V91H0ZM54 93H55V92H54ZM62 93H63V92H62ZM76 93H77V91H76ZM87 93H88V92H87ZM87 93H86V94H87ZM16 94H17V93H16ZM22 94H23V93H22ZM26 94H27V93H25V95H26ZM28 94H30V93H28ZM105 94H106V93H105ZM114 94H115V93H114ZM128 94H129V93H128ZM137 94H138V93H137ZM195 94H196V93H195ZM2 95H4V94H2ZM25 95H24V96H25ZM57 95H58V94H57ZM71 95H72V94H71ZM0 96H1V95H0ZM5 96H7V95H5ZM5 96H4V98H6ZM13 96H14V95H13ZM26 96H27V95H26ZM55 96H56V95H55ZM88 96H89V95H88ZM93 96H94V95H93ZM102 96H103V94H102ZM117 96H118V95H117ZM120 96H121V95H120ZM181 96H182V95H181ZM188 96H189V95H188ZM83 97H84V96H83ZM100 97H101V96H100ZM118 97H119V96H118ZM123 97H124V96H123ZM123 97H122V98H123ZM2 98H3V97H2ZM22 98H23V97H22ZM61 98H62V97H61ZM79 98H80V96H79ZM92 98H93V97H92ZM14 99H15V98H14ZM36 99H37V98H36ZM56 99H57V98H56ZM101 99H102V98H101ZM108 99H109V98H108ZM4 100H6V99H4ZM7 100H8V99H7ZM71 100H73V99H71ZM71 100H70V102H71ZM102 100H103V99H102ZM16 101H17V100H15V102H16ZM73 101H74V100H73ZM76 101H77V100H76ZM98 101H99V100H98ZM0 102L3 103L4 101L1 100ZM5 102H6V101H5ZM5 102H4V103H5ZM55 102H56V100H55ZM7 103H8V102H7ZM64 103H65V101H64ZM108 103H109V102H108ZM108 103H107V104H108ZM110 103L112 104V102H110ZM16 104H17V103H16ZM39 104H40V103H39ZM47 104H48V102H47ZM59 104H60V103H59ZM67 104H68V102H67ZM100 104H101V102H100ZM111 104H110V105H111ZM2 105H3V104H2ZM2 105H1V106H2ZM18 105H20V104H18ZM40 105H41V104H40ZM65 105H66V104H65ZM75 105H76V104H75ZM78 105H79V104H78ZM1 106H0V107H1ZM13 106H14V105H13ZM23 106H24V105H23ZM27 106H28V105H27ZM38 106H39V105H38ZM58 106H59V105H58ZM101 106H102V105H101ZM9 107H10V106H9ZM15 107H16V106H15ZM34 107H35V106H34ZM42 107H44V106H42ZM66 107H69V108H70V106H66ZM71 107H72V106H71ZM84 107H85V106H84ZM88 107H89V105H88ZM109 107H110V106H109ZM116 107H117V106H116ZM12 108H13V107H12ZM20 108H21V107H20ZM28 108H29V107H28ZM48 108H49V107H48ZM62 108H63V107H62ZM64 108H65V106H64ZM104 108L106 109V107H104ZM3 109H4V107H3ZM24 109H25V108H24ZM36 109H37V108H36ZM36 109H35V110H36ZM39 109H41V108H39ZM56 109H57V108H56ZM60 109H61V108H58V110H60ZM65 109H67V108H65ZM76 109H77V108H76ZM94 109H95V108H94ZM96 109H97V108H96ZM5 110H7V109H5ZM9 110H10V109H9ZM9 110H8V111H9ZM14 110H15V109H14ZM30 110H31V109H30ZM33 110H34V109H33ZM35 110H34V111H35ZM62 110H63V109H62ZM115 110H116V109H115ZM8 111H7V112H8ZM38 111L41 112V110H38ZM38 111H37V112H38ZM65 111L67 112V110H65ZM84 111H85V110H84ZM4 112H5V111H4ZM7 112H6V113H7ZM22 112H23V111H22ZM24 112H25V111H24ZM56 112H60V111H57V110H56ZM62 112H63V111H62ZM68 112H69V111H68ZM6 113H4V114L6 115ZM8 113H9V112H8ZM18 113H19V112H18ZM38 113H39V112H38ZM38 113H37V114H38ZM87 113H89V112H87ZM95 113H96V112H95ZM97 113H98V112H97ZM97 113H96V114H97ZM216 113H218V112H216ZM4 114H3V115H4ZM40 114H41V113H40ZM64 114H65V113H64ZM71 114H72V112H71ZM79 114H80V113H79ZM96 114H95V115H96ZM104 114H105V113H104ZM109 114H110V113H109ZM12 115H13V114H12ZM49 115H50V114H49ZM67 115H68V114H67ZM93 115H94V114H93ZM114 115H115V114H114ZM240 115H241V114H240ZM39 116H41V115H39ZM39 116H38V117H39ZM74 116H75V115H74ZM78 116H79V115H78ZM96 116H97V115H96ZM4 117H5V116H4ZM8 117H9V115H8ZM12 117H14V116H12ZM16 117H17V116H16ZM16 117H15V118H16ZM18 117H19V115H18ZM22 117H23V116H22ZM38 117H37V118H38ZM44 117H45V116H44ZM50 117H51V116H50ZM54 117H55V116H54ZM83 117H84V115H83ZM89 117H90V116H89ZM89 117H88V118H89ZM242 117H243V116H242ZM1 118H2V117H1ZM9 118H10V117H9ZM40 118H41V117H40ZM58 118H59V117H58ZM79 118H80V117H79ZM86 118H87V117H86ZM99 118H100V117H99ZM107 118H108V117H106V119H107ZM215 118H216V117H215ZM74 119H75V118H74ZM82 119H83V118H82ZM93 119H94V118H93ZM108 119H109V118H108ZM110 119H111V118H110ZM244 119H245V118H244ZM2 120H3V119H2ZM9 120H11V119H9ZM50 120H51V119H50ZM53 120H55V119H53ZM56 120H57V118H56ZM71 120H72V119H71ZM11 121H12V120H11ZM11 121H10V123H11ZM19 121H20V120H19ZM21 121H23V120H21ZM34 121H35V120H34ZM45 121H46V120H45ZM63 121H65V120H63ZM75 121H76V120H75ZM83 121H84V120H83ZM96 121H98V120H96ZM220 121H221V120H220ZM28 122H29V121H28ZM28 122H27V123H28ZM68 122H69V121H68ZM70 122H71V121H70ZM72 122H74V121H72ZM78 122H80V121H78ZM92 122H95V121H92ZM17 123H18V122H17ZM20 123H21V122H20ZM23 123H25V122H23ZM23 123H22V124H23ZM75 123H76V122H75ZM81 123H82V122H81ZM88 123H89V122H88ZM95 123H97V122H95ZM98 123H99V122H98ZM117 123H118V122H117ZM235 123H236V122H235ZM242 123H243V122H242ZM12 124H14V122H13ZM28 124H29V123H28ZM48 124H49V123H48ZM48 124H47V125H48ZM55 124H56V123H55ZM60 124H61V123H60ZM229 124H230V123H229ZM258 124H260V123H258ZM20 125H21V124H20ZM25 125H26V124H25ZM29 125H31V124H29ZM38 125H39V124H38ZM68 125H69V124H68ZM74 125H75V124H74ZM7 126H8V125H7ZM14 126H15V125H14ZM31 126H32V125H31ZM42 126H43V125H42ZM55 126H56V125H55ZM61 126H62V125H61ZM63 126H64V125H63ZM256 126H257V125H256ZM12 127H13V126H12ZM45 127H46V126H45ZM56 127H57V126H56ZM82 127H83V126H82ZM90 127H91V126H90ZM106 127H107V126H106ZM106 127H105V128H106ZM5 128H6V127H5ZM10 128H11V127H10ZM37 128H38V127H37ZM37 128H36V129H37ZM43 128H44V126H43ZM50 128L53 129V126L50 127ZM62 128H63V127H62ZM69 128H71V127H69ZM92 128H93V127H92ZM215 128H216V127H215ZM215 128H214V129H215ZM15 129H17V128H15ZM15 129H14V130H15ZM18 129H19V128H18ZM22 129H23V127H22ZM38 129H39V128H38ZM38 129H37V130H38ZM55 129H56V128H55ZM60 129H61V127H60ZM67 129H68V128H67ZM74 129H75V128H74ZM96 129H97V128H96ZM96 129H95V130H96ZM19 130H21V128H20ZM27 130H28V128H27ZM31 130H32V129H31ZM31 130H30V131L28 130V131L31 132ZM37 130H36V131H37ZM95 130H94V131H95ZM22 131H23V130H22ZM49 131H50V130H49ZM111 131H112V130H111ZM229 131H230V130H229ZM242 131H243V130H242ZM20 132H21V131H20ZM20 132H19V133H20ZM25 132H26V131H25ZM25 132H24V133H25ZM34 132H35V131H34ZM39 132H40V131H39ZM214 132H215V131H214ZM237 132H238V131H237ZM48 133H49V132H48ZM51 133H53V132L51 131ZM56 133H57V132H56ZM61 133H62V132H61ZM80 133H81V132H80ZM92 133H93V132H92ZM111 133H112V132H111ZM235 133H236V132H235ZM54 134H55V133H54ZM85 134H86V133H85ZM211 134H212V133H211ZM244 134H245V132H244ZM22 135H23V133H22ZM29 135H30V134H29ZM33 135H34V134H33ZM36 135H37V134H36ZM36 135H35V136H36ZM50 135H51V134H50ZM66 135H67V134H66ZM82 135H83V134H82ZM88 135H89V134H88ZM91 135H92V134H91ZM227 135H228V134H227ZM25 136H26V135H25ZM58 136H59V135H58ZM194 136H195V135H194ZM196 136H197V135H196ZM15 137H16V136H15ZM18 137H19V136H18ZM31 137H32V135H31ZM36 137H37V136H36ZM46 137H47V136H46ZM49 137H50V136H49ZM62 137H63V136H62ZM189 137H190V136H189ZM218 137H219V136H218ZM248 137H249V135H248ZM19 138H20V137H19ZM27 138H28V137H27ZM37 138H38V137H37ZM37 138H36V139H37ZM226 138H227V137H226ZM9 139H10V138H9ZM28 139H29V138H28ZM31 139H32V138H31ZM56 139H57V138H56ZM239 139H240V138H239ZM48 140H49V139H48ZM48 140H47V141H48ZM65 140H66V138H65ZM84 140H85V139H84ZM186 140H187V139H186ZM203 140H204V139H203ZM29 141H30V140H29ZM38 141H39V140H38ZM38 141H37V142H38ZM225 141H226V140H225ZM230 141H231V140H230ZM239 141H240V140H239ZM246 141H247V140H246ZM249 141H250V140H249ZM19 142H21V141H19ZM23 142H25V141H23ZM54 142H55V141H54ZM172 142H174V141H172ZM217 142H218V141H217ZM221 142H224V141H221ZM1 143H2V142H1ZM90 143H91V142H90ZM170 143H171V141H170ZM195 143H196V142H195ZM203 143H204V142H203ZM21 144H22V142H21ZM32 144H34V143H32ZM41 144H42V142H41ZM43 144H44V143H43ZM168 144H169V143H168ZM211 144H213V143H211ZM240 144H241V143H240ZM256 144H257V143H256ZM11 145H12V143H11ZM171 145H172V144H171ZM192 145H193V144H192ZM246 145H247V144H246ZM2 146H3V145H2ZM24 146H25V145H24ZM24 146H22V147H24ZM30 146H32V145H30ZM39 146H40V145H39ZM44 146H45V145H44ZM47 146H48V145H47ZM50 146H51V145H50ZM169 146H170V145H169ZM196 146H197V145H195V147H196ZM238 146H239V145H238ZM8 147H9V146H8ZM13 147H14V146H13ZM20 147H21V146H20ZM33 147H34V145H33ZM36 147H37V145H36ZM53 147H54V146H53ZM187 147H188V146H187ZM216 147H217V146H216ZM258 147H259V145H258ZM39 148H40V147H39ZM150 148H152V146H151ZM170 148H171V147H170ZM196 148H197V147H196ZM219 148H220V146H219ZM232 148H233V147H232ZM232 148H231V149H232ZM249 148H250V147H248L247 149H249ZM255 148H256V147H255ZM29 149H30V148H29ZM44 149H45V148H44ZM44 149H43V150H44ZM46 149H49V148H46ZM87 149H88V148H87ZM97 149H98V148H97ZM154 149H155V148H154ZM189 149H190V148H189ZM201 149H202V148H201ZM213 149H214V148H213ZM215 149H216V148H215ZM236 149H237V148H236ZM256 149H258V148H256ZM32 150H33V149H32ZM36 150H38V149H36ZM79 150H80V149H79ZM149 150H150V149H149ZM232 150H233V149H232ZM239 150H240V149H239ZM239 150H238V151H239ZM0 151H2V150H0ZM26 151H27V150H26ZM41 151H42V150H41ZM163 151H164V150H163ZM165 151H166V150H165ZM168 151H170V149H169ZM191 151H192V150H191ZM191 151H190V152H191ZM211 151H212V149H211ZM213 151H215V150H213ZM216 151H217V150H216ZM233 151H234V150H233ZM255 151H256V150H255ZM258 151H259V150H258ZM35 152H36V151H35ZM147 152H148V151H147ZM153 152H154V151H153ZM153 152H152V153H153ZM166 152H167V151H166ZM183 152H184V151H183ZM219 152H220V151H219ZM226 152H228V151H226ZM230 152H231V151H230ZM240 152H241V151H240ZM245 152H246V151H245ZM263 152H264V151H263ZM20 153H21V152H20ZM30 153H31V152H30ZM132 153H133V152H132ZM144 153H145V152H144ZM169 153H170V152H169ZM188 153H189V152H188ZM210 153H211V152H210ZM210 153H209V154H210ZM259 153H260V154H264V153H261V152H259ZM2 154H4V153H2ZM11 154H12V153H11ZM33 154H34V153H33ZM35 154H36V153H35ZM142 154H143V153H142ZM159 154H160V153H159ZM159 154H158V155H159ZM166 154H167V153H166ZM189 154H190V153H189ZM206 154H207V152H206ZM215 154L217 155V153H215ZM6 155H7V154H6ZM98 155H99V154H98ZM139 155H140V154H139ZM151 155H152V154H151ZM193 155H194V154H193ZM207 155H208V154H207ZM239 155H240V154H239ZM248 155H249V154H248ZM248 155H247V156H248ZM255 155H256V154H255ZM257 155H258V153H257ZM4 156H5V155H4ZM25 156L27 157V155H25ZM34 156H35V155H34ZM141 156H142V155H141ZM141 156H139V157H141ZM163 156H164V154H163ZM210 156H211V155H210ZM210 156H209V157H210ZM214 156H215V155H214ZM217 156H218V155H217ZM247 156H246V157H247ZM250 156H251V155H250ZM164 157H165V156H164ZM256 157H257V156H256ZM258 157H259V156H258ZM4 158H5V157H4ZM136 158H138V157H136ZM157 158H158V157H157ZM157 158H156V159H157ZM235 158H236V156H235ZM249 158H250V157H249ZM254 158H255V157H254ZM260 158H261V157H260ZM11 159H14V158H11ZM11 159H10V160H11ZM22 159H23V158H22ZM25 159H26V158H25ZM33 159H34V158H33ZM147 159H148V157H147ZM199 159H200V158H199ZM205 159H206V158H205ZM210 159H211V158H210ZM213 159H214V158H213ZM215 159H216V157H215ZM238 159H239V158H238ZM246 159H247V158H246ZM0 160H1V159H0ZM31 160H32V159H31ZM31 160H30V161H31ZM134 160H135V159H134ZM149 160H150V159H149ZM163 160H164V159H163ZM173 160H174V159H173ZM206 160H208V159H206ZM26 161H27V160H26ZM158 161H159V159H158ZM174 161H175V160H174ZM197 161H198V159H197ZM208 161H209V160H208ZM224 161H225V160H224ZM232 161H233V160H232ZM249 161H251V160H249ZM249 161H248V162H249ZM261 161H262V160H261ZM0 162H1V161H0ZM6 162H7V161H6ZM27 162H28V161H27ZM139 162H140V161H139ZM155 162H157V161H155ZM170 162H171V161H170ZM176 162H177V161H176ZM205 162H206V161H205ZM220 162H221V161H220ZM227 162H228V161H227ZM241 162H242V161H241ZM12 163H13V162H12ZM28 163H29V162H28ZM36 163H37V162H36ZM132 163H133V162H132ZM144 163H145V162H144ZM161 163H162V162H161ZM171 163H172V162H171ZM221 163H224V162H221ZM231 163H232V162H231ZM246 163H247V162H246ZM250 163H251V162H250ZM4 164H5V163H4ZM6 164H7V163H6ZM162 164H163V163H162ZM172 164H173V163H172ZM198 164H199V163H198ZM198 164H197V165H198ZM212 164H213V163H212ZM239 164H240V163H239ZM8 165H9V164H8ZM16 165H17V164H16ZM155 165H156V164H155ZM158 165H159V163H158ZM201 165H202V162H201ZM235 165H236V164H235ZM241 165H242V163H241ZM247 165H248V164H247ZM12 166H13V165H12ZM18 166H19V165H18ZM21 166H22V165H21ZM21 166H20V167H21ZM30 166H31V165H30ZM148 166H149V165H148ZM159 166H160V165H159ZM173 166H174V165H173ZM202 166H203V165H202ZM202 166H201V167H202ZM13 167H15V166H13ZM184 167H185V166H184ZM205 167H206V166H205ZM228 167H229V166H228ZM3 168H4V167H3ZM133 168H135V167H133ZM147 168H149V167H147ZM150 168H151V167H150ZM150 168H149V169H150ZM163 168H164V167H163ZM196 168H197V167H196ZM239 168H240V167H239ZM242 168H243V167H242ZM140 169H141V168H140ZM172 169H173V168H172ZM226 169H227V168H226ZM231 169H232V168H231ZM4 170H5V169H4ZM154 170H155V169H154ZM173 170H174V169H173ZM238 170H239V169H238ZM196 171H197V170H196ZM204 171H205V169H204ZM243 171H244V170H243ZM166 172H169V170L166 171ZM201 172H203V171H201ZM126 173H127V172H126ZM169 173H170V172H169ZM169 173H168V174H169ZM171 173H172V172H171ZM99 174H100V173H99ZM148 174H149V173H148ZM154 174H155V173H154ZM184 174H185V173H184ZM202 174H203V173H202ZM222 174H223V173H222ZM131 175H132V174H131ZM155 175H156V174H155ZM159 175H160V174H159ZM171 175H172V174H171ZM192 175H193V174H192ZM224 175H225V174H224ZM247 175H248V174H247ZM121 176H122V175H121ZM169 176H170V174H169ZM169 176H168V177H169ZM180 176H181V175H180ZM196 176H197V175H196ZM216 176H217V175H216ZM99 177H100V176H98V178H99ZM166 177H167V176H166ZM171 177H172V176H171ZM178 177H179V175H178ZM181 177H183V176H181ZM192 177H193V176H192ZM220 177H221V176H220ZM241 177H242V176H241ZM245 177H248V176H245ZM145 178H146V177H145ZM151 178H152V177H151ZM173 178H174V177H173ZM202 178H204V177H202ZM215 178H216V177H215ZM221 178H223V177H221ZM224 178H225V177H224ZM87 179H88V178H87ZM152 179H153V178H152ZM152 179H151V180H152ZM165 179H168V178H165ZM188 179H189V178H188ZM193 179L195 180V178H193ZM231 179H232V178H231ZM131 180H132V179H131ZM175 180H176V179H175ZM185 180H186V179H185ZM225 180H226V179H225ZM238 180H239V179H238ZM0 181H1V180H0ZM25 181H26V180H25ZM87 181H88V180H87ZM202 181H203V180H202ZM216 181H217V180H216ZM230 181H231V180H230ZM230 181H229V182H230ZM248 181H249V180H248ZM5 182H6V181H5ZM5 182H4V183H5ZM8 182H9V181H8ZM104 182H105V181H104ZM155 182H156V180H155ZM160 182H161V181H160ZM172 182H173V181H172ZM179 182H180V181H179ZM193 182H194V181H193ZM239 182H240V181H239ZM239 182H238V183H239ZM2 183H3V182H2ZM12 183H13V182H12ZM93 183H94V182H93ZM101 183H102V182H101ZM142 183H143V182H142ZM176 183H177V181H176ZM176 183H175V184H176ZM184 183H185V182H184ZM205 183H206V182H205ZM219 183H220V182H219ZM245 183H246V182H245ZM13 184H14V183H13ZM85 184H86V183H85ZM91 184H92V183H91ZM162 184H163V183H162ZM172 184H173V183H172ZM194 184H195V183H194ZM203 184H204V183H203ZM21 185H22V184H21ZM132 185H133V184H132ZM146 185H147V184H146ZM154 185H155V184H154ZM170 185H171V184H170ZM176 185H177V184H176ZM198 185H199V183H198ZM208 185H209V184H208ZM232 185H233V184H232ZM245 185H246V184H245ZM10 186H11V185H10ZM13 186H14V185H13ZM24 186H25V185H24ZM24 186H22V188H24ZM61 186H62V185H61ZM104 186H106V185H104ZM135 186H136V185H135ZM162 186H164V185H162ZM192 186H193V185H192ZM214 186H215V185H214ZM238 186H239V185H238ZM243 186H244V185H243ZM8 187H9V186H8ZM75 187H76V186H75ZM83 187H84V186H83ZM129 187H131V186H129ZM140 187H141V186H140ZM168 187H169V186H168ZM171 187H173V186H171ZM174 187H176V186H174ZM182 187H183V186H182ZM200 187H201V186H200ZM224 187H226V186H224ZM133 188H134V187H133ZM164 188H165V187H164ZM180 188H181V187H180ZM193 188H194V187H193ZM197 188H198V187H197ZM206 188H207V187H206ZM206 188H205V189H206ZM209 188H210V187H209ZM237 188H238V187H237ZM243 188H244V187H243ZM245 188H246V187H245ZM16 189H17V188H16ZM76 189H77V188H76ZM80 189H81V188H80ZM95 189H96V188H95ZM110 189H111V188H110ZM137 189H138V188H137ZM159 189H160V188H159ZM175 189H176V188H175ZM207 189H208V188H207ZM12 190H13V189H12ZM28 190H31V189H28ZM32 190H33V188H32ZM77 190H79V189H77ZM102 190H103V189H102ZM141 190H142V189H141ZM152 190H153V188H152ZM167 190H168V188H167ZM171 190H174V189H171ZM184 190H185V189H184ZM195 190H196V189H195ZM232 190H233V189H232ZM238 190H239V189H238ZM238 190H237L236 192H238ZM9 191H10V190H9ZM113 191H114V188H113ZM119 191H120V190H119ZM134 191H135V190H134ZM147 191L149 192V190H147ZM174 191H175V190H174ZM185 191H187V190H185ZM193 191H194V190H193ZM248 191H249V190H248ZM13 192H14V191H13ZM84 192H85V191H84ZM84 192H83V193H84ZM143 192H144V191H143ZM151 192H152V191H151ZM158 192H159V191H158ZM178 192H179V191H178ZM190 192H192V191H190ZM16 193H17V192H16ZM32 193H33V192H32ZM34 193H35V192H34ZM44 193H45V192H44ZM72 193H73V192H72ZM135 193H136V192H135ZM139 193H140V191H139ZM144 193H145V192H144ZM155 193H156V191H155ZM161 193H162V191H161ZM164 193H165V192H164ZM169 193H170V192H169ZM187 193H188V192H187ZM210 193H211V192H210ZM238 193H239V192H238ZM12 194H13V193H12ZM14 194H15V193H14ZM88 194H89V193H88ZM109 194H110V193H109ZM156 194H157V193H156ZM188 194H189V193H188ZM215 194H216V193H215ZM219 194H220V193H219ZM79 195H80V194H79ZM118 195H119V194H118ZM123 195H124V194H123ZM125 195H126V194H125ZM139 195H140V194H139ZM145 195H146V194H145ZM166 195H167V194H166ZM175 195H177V193H176ZM178 195H179V194H178ZM184 195H185V194H184ZM28 196H29V194H28ZM39 196H40V195H39ZM42 196H43V195H42ZM63 196H64V194H63ZM69 196H70V195H69ZM72 196H75V195H72ZM111 196H112V195H111ZM133 196H134V195H133ZM149 196H150V195H149ZM149 196H148V197H149ZM182 196H183V195H182ZM236 196H237V195H236ZM0 197H1V196H0ZM17 197H18V196H17ZM24 197H25V196H24ZM24 197H23V198H24ZM45 197H46V196H45ZM129 197H130V196H129ZM162 197H164V196H162ZM172 197H173V196H172ZM188 197H189V196H188ZM190 197H191V196H190ZM201 197H202V196H201ZM213 197H214V196H213ZM18 198H20V197H18ZM28 198H29V197H28ZM32 198H33V196H32ZM43 198H44V197H43ZM67 198H68V197H67ZM77 198H78V197H77ZM104 198H105V197H104ZM140 198H141V196H140ZM144 198H145V197H144ZM144 198H143V199H144ZM160 198H161V197H160ZM205 198H206V197H205ZM1 199H2V198H1ZM11 199H12V198H11ZM49 199H50V198H49ZM55 199H56V198H55ZM59 199H60V198H59ZM78 199H79V198H78ZM127 199H128V198H127ZM127 199H126V200H127ZM133 199H134V198H133ZM133 199H132V200H133ZM156 199H157V198H156ZM172 199H174V198H172ZM192 199H194V198H192ZM214 199H215V198H214ZM24 200H25V199H24ZM46 200H47V199H46ZM64 200H65V199H64ZM67 200H68V199H67ZM105 200H106V199H105ZM132 200H131V202H132ZM177 200H178V199H177ZM234 200H235V199H234ZM56 201H57V200H56ZM71 201L74 202V200H71ZM76 201H77V200H76ZM85 201H86V200H85ZM85 201H84V202H85ZM89 201H90V200H89ZM111 201H112V200H111ZM136 201H137V200H135V202H136ZM139 201H140V200H139ZM142 201H143V200H142ZM142 201H141V202H142ZM144 201H145V199H144ZM144 201H143V202H144ZM154 201H156V200H154ZM154 201H153V202H154ZM216 201H217V200H216ZM222 201H223V200H222ZM232 201H233V200H232ZM0 202H1V201H0ZM3 202H4V201H3ZM38 202H39V201H38ZM48 202H49V201H48ZM57 202H59V201H57ZM79 202H80V200H79ZM84 202H81L80 204H82V203H84ZM87 202H88V201H87ZM87 202H86V203H87ZM99 202H101V201H99ZM105 202L107 203L108 201H105ZM116 202H117V201H116ZM124 202H125V201H124ZM128 202H129V201H128ZM146 202H147V201H146ZM148 202H149V201H148ZM151 202H152V201H151ZM182 202H183V201H182ZM184 202H185V201H184ZM208 202H209V201H208ZM214 202H215V201H214ZM219 202H220V201H219ZM237 202H238V201H237ZM14 203H15V201H14ZM35 203H37V202H35ZM39 203H40V202H39ZM43 203H44V202H43ZM70 203H71V202H70ZM97 203H98V201H97ZM109 203H110V201H109ZM114 203H115V202H114ZM188 203H189V201H188L187 203H185V204H188ZM215 203H216V202H215ZM220 203H221V202H220ZM8 204H9V203H8ZM40 204H41V203H40ZM46 204H47V203H46ZM48 204H49V203H48ZM76 204H77V203H76ZM103 204H105V203H103ZM116 204H117V203H116ZM116 204H115V205H116ZM144 204H145V203H144ZM148 204H150V202H149ZM190 204H191V203H190ZM244 204H245V203H244ZM1 205H2V204H1ZM28 205H29V204H28ZM31 205H32V204H31ZM71 205H72V204H71ZM100 205H101V204H100ZM129 205H130V203H129ZM141 205H142V204H141ZM153 205H154V204H153ZM159 205H160V204H159ZM214 205H215V204H214ZM24 206H25V205H24ZM64 206H65V205H64ZM66 206H67V205H66ZM68 206H69V205H68ZM78 206H79V205H78ZM87 206H88V205H87ZM101 206H103V205H101ZM105 206H106V205H105ZM105 206H104V208H105ZM139 206H140V202H139ZM146 206H147V205H146ZM146 206H145V207H146ZM232 206H233V205H232ZM3 207H4V206H3ZM45 207H47V206H45ZM53 207H54V206H52V208H53ZM82 207H83V205H82ZM93 207H95V206H93ZM140 207H142V206H140ZM159 207H160V206H159ZM183 207H184V206H183ZM243 207H245V206H243ZM246 207H247V206H246ZM4 208H6V207H4ZM23 208H24V207H23ZM37 208H38V207H37ZM85 208H86V207H85ZM100 208H101V207H100ZM109 208H110V207H109ZM115 208H116V207H115ZM118 208H120V207H118ZM152 208H155V207H152ZM187 208H188V207H187ZM187 208H186V209H187ZM228 208H229V207H228ZM6 209H7V208H6ZM30 209H31V208H30ZM38 209H40V208H38ZM72 209H73V208H72ZM102 209H103V208H102ZM116 209H117V208H116ZM162 209H163V208H162ZM167 209H168V208H167ZM8 210H10V209H8ZM25 210H26V209H25ZM32 210H33V209H32ZM34 210H35V209H34ZM34 210H33V211H34ZM67 210H68V209H67ZM89 210H90V209H89ZM156 210H157V209H156ZM169 210H170V209H169ZM237 210H239V209H237ZM6 211H7V210H6ZM10 211H11V210H10ZM26 211H27V210H26ZM29 211H30V210H29ZM108 211H109V210H108ZM115 211H116V210H115ZM125 211H126V210H125ZM231 211H232V210H231ZM235 211H236V210H235ZM235 211H234V212H235ZM242 211H243V210H242ZM15 212H16V211H15ZM21 212H22V211H21ZM44 212H45V211H44ZM72 212H73V211H72ZM87 212H88V211H87ZM89 212H90V211H89ZM116 212H117V211H116ZM120 212H121V211H120ZM160 212H161V211H160ZM236 212H237V211H236ZM13 213H14V212H13ZM32 213H33V212H32ZM92 213H93V212H92ZM145 213H146V212H145ZM193 213H194V212H193ZM203 213H204V212H203ZM205 213H206V212H205ZM11 214H12V213H11ZM25 214H26V213H25ZM30 214H31V212H30ZM42 214H43V213H42ZM54 214H55V213H54ZM56 214H57V213H56ZM142 214H143V213H142ZM229 214H230V213H229ZM243 214H244V213H243ZM7 215H8V214H7ZM28 215H29V214H28ZM33 215H34V214H33ZM40 215H41V214H40ZM135 215H136V214H135ZM144 215H145V214H144ZM158 215H159V214H158ZM232 215H233V213H232ZM38 216H39V214H38ZM82 216H83V215H82ZM86 216H87V215H86ZM103 216H104V215H103ZM145 216H146V215H145ZM167 216H168V215H167ZM4 217H5V216H4ZM7 217H8V216H7ZM39 217H40V216H39ZM63 217H64V216H63ZM98 217H100V216H98ZM104 217H105V216H104ZM131 217H132V216H131ZM137 217H138V216H137ZM168 217H169V216H168ZM178 217H179V216H178ZM181 217H182V216H181ZM198 217H199V216H198ZM227 217H228V216H227ZM8 218H9V217H8ZM8 218H7V219H8ZM10 218H11V217H10ZM15 218H17V217H15ZM82 218H83V217H82ZM141 218H142V217H141ZM146 218H147V217H146ZM151 218H152V217H151ZM162 218H163V217H162ZM182 218H183V217H182ZM193 218H194V217H193ZM207 218H208V217H207ZM232 218H233V216H232ZM18 219H19V218H18ZM33 219H34V218H33ZM35 219H36V218H35ZM67 219H68V218H67ZM119 219H120V218H119ZM122 219H123V218H122ZM135 219H136V218H135ZM135 219H134V220H135ZM180 219H181V218H180ZM30 220H32V218L29 219L28 221H30ZM63 220H64V219H63ZM7 221H8V220H7ZM51 221H52V220H51ZM54 221H55V220H54ZM101 221H102V220H101ZM106 221H107V220H106ZM168 221H169V220H168ZM171 221H172V220H171ZM191 221H192V220H191ZM8 222H9V221H8ZM12 222H13V221H12ZM59 222H60V221H59ZM26 223H28V222H26ZM30 223H31V222H30ZM41 223H42V222H41ZM47 223H48V222H47ZM176 223H177V222H176ZM182 223H183V222H182ZM186 223H187V222H186ZM32 224H33V223H32ZM42 224H43V223H42ZM138 224H139V223H138ZM166 224H167V223H166ZM36 225H37V223H36ZM44 225H45V224H44ZM47 225H48V224H47ZM54 225H55V224H54ZM259 225H260V224H259ZM12 226H13V225H12ZM15 226H16V225H15ZM10 227H11V226H10ZM19 227H21V226H19ZM165 227H166V226H165ZM34 228H35V227H34ZM37 228H39V227H37ZM32 229H33V228H32ZM23 230H24V229H23ZM33 230H34V229H33ZM36 230H38V229H36ZM39 230H40V228H39ZM54 230H55V229H54ZM3 231H4V230H3ZM11 231H12V230H11ZM14 231H15V230H14ZM21 231H22V230H21ZM34 231H35V230H34ZM98 231H99V230H98ZM112 231H113V230H112ZM129 231H130V230H129ZM140 231H141V230H140ZM26 232H27V231H26ZM28 232H29V231H28ZM35 232H36V231H35ZM48 232H49V231H48ZM14 233H15V232H14ZM59 233H60V232H59ZM118 233H119V232H118ZM4 234H6V233H4ZM39 234H41V233H39ZM20 235H21V234H20ZM31 235H32V234H31ZM34 235H35V234H34ZM37 235H38V234H37ZM29 236H30V235H29ZM29 236H28V237H29ZM38 236H39V235H38ZM44 236H45V235H44ZM7 237H8V236H7ZM28 237H27V238H28ZM35 237H36V235H35ZM114 237H115V236H114ZM14 238H15V237H14ZM37 238H38V237H37ZM53 238H54V237H53ZM6 240H7V239H6ZM6 240H5V241H6ZM19 240H20V238H19ZM23 240H24V239H23ZM40 240H41V239H40ZM24 241H25V240H24ZM31 241H32V240H31ZM37 241H38V240H37ZM29 242H30V241H29ZM71 242H72V241H71ZM4 243H5V242H4ZM36 243H37V242H36ZM53 244H54V243H53ZM14 245H15V244H14ZM27 245H29V244H27ZM34 245H35V244H34ZM39 245H40V244H39ZM2 246H3V245H2ZM32 246H33V245H32ZM56 247H57V246H56ZM3 248H4V246H3ZM252 249H253V248H252ZM252 249H251V250H252ZM19 251H20V250H19ZM29 251H30V250H29ZM9 252H10V251H9ZM16 252H17V251H16ZM19 253H20V252H19ZM7 254H8V253H7ZM11 254H12V253H11ZM15 264H16V263H15ZM17 264H18V263H17ZM36 264H37V263H36Z\"/></svg>",
	"mask_w": 264,
	"mask_h": 264
}]
</instances>
